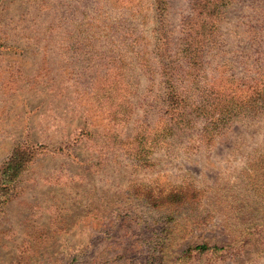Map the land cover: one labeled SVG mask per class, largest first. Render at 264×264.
Segmentation results:
<instances>
[{
	"label": "rangeland",
	"instance_id": "1",
	"mask_svg": "<svg viewBox=\"0 0 264 264\" xmlns=\"http://www.w3.org/2000/svg\"><path fill=\"white\" fill-rule=\"evenodd\" d=\"M263 170L264 0H0V264H264Z\"/></svg>",
	"mask_w": 264,
	"mask_h": 264
},
{
	"label": "trees",
	"instance_id": "2",
	"mask_svg": "<svg viewBox=\"0 0 264 264\" xmlns=\"http://www.w3.org/2000/svg\"><path fill=\"white\" fill-rule=\"evenodd\" d=\"M168 86V85H167ZM260 89L255 88L252 89L254 94H259ZM215 99L212 100H197L195 101L191 97H186L185 95H181L179 93H175L173 89H168L166 93L165 103V116L168 117L167 127L164 130H171L170 132L176 133V129H185L187 126H192L194 121L202 120V127L199 133V136H209L213 127L216 123L219 124L225 117L231 114V106L225 104L223 99H218L220 95L215 94ZM254 99V96H253ZM260 102V101H259ZM229 107V110L225 109ZM216 112V115L213 113ZM235 116V113L234 115ZM170 134V133H169ZM167 134H163L162 138H165ZM144 138L142 137L139 143ZM141 151L138 153L140 154ZM264 173V170H263ZM170 196H181L183 194L180 192L169 193ZM158 198H161L158 196ZM171 202V200H170ZM171 218L172 217H168ZM224 246H216V245H206V243L197 244L194 246V249L198 251H208V250H219L223 249Z\"/></svg>",
	"mask_w": 264,
	"mask_h": 264
}]
</instances>
